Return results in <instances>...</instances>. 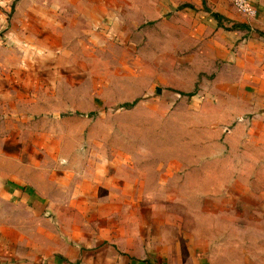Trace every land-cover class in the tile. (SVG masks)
I'll return each mask as SVG.
<instances>
[{
	"label": "rangeland",
	"instance_id": "374dc122",
	"mask_svg": "<svg viewBox=\"0 0 264 264\" xmlns=\"http://www.w3.org/2000/svg\"><path fill=\"white\" fill-rule=\"evenodd\" d=\"M201 1L0 0L2 45L22 80L15 101L0 103V158L6 170L22 165L21 184L56 209L6 208L3 223L20 221L42 245L48 230L53 244L62 234L89 237V222L102 239L122 233L163 254L201 252L206 239L232 252L236 242L222 241L239 239L250 264H264V146L238 145L242 135L229 131L242 120L225 125L215 98L224 86L197 79L188 62L189 14H207ZM187 4L198 10H176ZM132 191L150 195L125 196ZM116 206L130 208L111 215ZM15 233L0 230L9 242Z\"/></svg>",
	"mask_w": 264,
	"mask_h": 264
},
{
	"label": "crops",
	"instance_id": "0c3cea01",
	"mask_svg": "<svg viewBox=\"0 0 264 264\" xmlns=\"http://www.w3.org/2000/svg\"><path fill=\"white\" fill-rule=\"evenodd\" d=\"M207 1L202 0L200 2L202 10L205 6L210 13L218 14L222 20L216 21L210 13L204 10L207 13L205 15L189 14L190 17H195V20L192 21L193 23L189 25L190 29H188V62L196 70L197 79L206 80V85L224 86V99L218 94H215V98L220 101L224 100V117L222 120L225 125L242 120L229 131V134L239 133L242 135L243 141L238 145L247 148L249 146L254 148L264 146V0H250L257 11L254 17H246L237 13L228 0H209V3ZM176 10L195 12L198 7L187 4L177 7ZM197 18L201 20L198 21ZM5 38L6 36L0 37V103L9 98L11 101H15L16 94L19 96L15 85L22 81L14 77L17 74V69H13V65L8 61L9 58L7 57L11 49L2 45ZM7 86L13 87L8 90ZM195 93L196 89L188 96L192 97ZM19 100L20 98L16 102ZM139 101V99H135L124 104L136 102V105ZM1 108L3 107L0 105V115H3ZM17 112L19 115V108ZM94 113L92 112L90 115ZM2 117L0 116V119ZM244 119H249L253 123L248 131L244 125H241ZM0 126H2L1 122ZM16 166V170H6V163L0 158V216L6 213V208H9L12 213H28L29 215L56 212V209L41 205V202L38 201V198H45L46 194L43 195L31 184H21L22 176L19 170L22 165L17 164ZM239 180L240 177H238ZM130 181L132 180L130 179ZM157 187L163 190L164 185L160 183ZM149 195L142 193V191L139 194L134 192L125 194V196L131 197ZM240 195L244 196L241 192ZM243 196H240V199ZM254 198L257 199L258 197L254 195ZM251 203L255 204L253 201L249 202V204ZM76 208L77 213L83 215L100 214V207H94L92 210L87 207ZM128 208L130 207H111L109 213L111 215L127 213ZM100 219V216H94L93 221L97 222ZM32 224L36 225L35 222ZM84 225H86L87 230L92 232L91 236L74 237V235L62 234L61 237L56 238L57 243L53 244L52 231L48 230L44 233L47 235L44 244L38 245L35 236L26 237L24 232L22 233L21 230L26 229V227H23L20 221L3 223L0 220V230L16 231L15 234L19 237L11 243L8 239L0 236V264L251 263L245 255V250L237 248L241 243V241L239 243V239L224 238L222 241L224 247L234 245L233 243L236 242V251L233 249L232 252L227 248H224V251H218L216 250L218 242L206 239L204 241L197 240L198 245H202L201 243L204 242L205 249L201 247V252L197 251L186 255L176 252L174 254L151 253L148 248L144 247L145 244L142 241L129 243L126 238L120 236L122 233L110 234L108 241L101 238L100 226L96 231L95 228L91 227L95 226L94 223L88 222ZM32 239L35 240L32 241ZM18 249L22 250L21 255Z\"/></svg>",
	"mask_w": 264,
	"mask_h": 264
},
{
	"label": "built area",
	"instance_id": "2783aa9c",
	"mask_svg": "<svg viewBox=\"0 0 264 264\" xmlns=\"http://www.w3.org/2000/svg\"><path fill=\"white\" fill-rule=\"evenodd\" d=\"M232 4L235 11L246 17L256 16V8L251 4L250 0H228Z\"/></svg>",
	"mask_w": 264,
	"mask_h": 264
},
{
	"label": "trees",
	"instance_id": "16d2710c",
	"mask_svg": "<svg viewBox=\"0 0 264 264\" xmlns=\"http://www.w3.org/2000/svg\"><path fill=\"white\" fill-rule=\"evenodd\" d=\"M203 10L207 13H210V11L204 6L203 7ZM211 16L218 22H220L222 20V18L218 15V14H215V13H210ZM136 102L132 103V104H124L122 105V108H125V109H129L131 108L132 106L135 105Z\"/></svg>",
	"mask_w": 264,
	"mask_h": 264
}]
</instances>
